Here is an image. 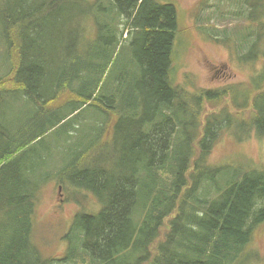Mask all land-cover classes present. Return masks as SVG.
<instances>
[{"label": "trees", "instance_id": "1", "mask_svg": "<svg viewBox=\"0 0 264 264\" xmlns=\"http://www.w3.org/2000/svg\"><path fill=\"white\" fill-rule=\"evenodd\" d=\"M0 24V264H44L33 219L53 179L89 187L101 199L98 214L76 215L73 224L89 261L76 253L70 260L244 264L255 253L262 261L251 246L264 224V168L252 160L239 167L209 162L206 141L218 134L214 113L201 126L203 101L220 105L231 92L201 98L176 81L175 3L0 0ZM251 98L252 131L263 136L264 91ZM232 103L238 104L234 95ZM23 107L24 117L14 119ZM89 110L98 125L95 141L102 142L105 128L119 139L107 160L109 183L99 167H86L87 151L73 141L76 122ZM60 134L64 153L46 146ZM94 144L89 153L105 148ZM53 152L62 156L57 172L47 164ZM75 174L72 182L67 175Z\"/></svg>", "mask_w": 264, "mask_h": 264}, {"label": "rangeland", "instance_id": "2", "mask_svg": "<svg viewBox=\"0 0 264 264\" xmlns=\"http://www.w3.org/2000/svg\"><path fill=\"white\" fill-rule=\"evenodd\" d=\"M161 1L175 3L178 9L179 33L175 39L178 84L183 83L187 91L201 98L207 96V91L227 89L231 92L225 95L220 105L203 101L204 113H202L201 126L205 125L207 114L214 113L216 115H213L210 120L211 123L214 122L215 131L218 134L206 141L210 155H208L209 162L224 164L226 167H239L252 160L264 168V135L259 136L252 131L255 114L249 106L252 102L251 92L264 91V82H262L264 78V5L258 0H249L250 5L242 0ZM51 16L53 23L60 22L58 13H53ZM253 16L259 18L258 21L250 22ZM0 31H2L1 24ZM90 32L91 35L94 34L91 27ZM4 62L5 56L3 52H0V64ZM213 62L220 65L219 70L213 67ZM222 65L226 66V69ZM226 73L229 77L223 78V74ZM235 73L236 76H234ZM261 82L263 88L257 90L256 87ZM233 95L238 103L236 106L232 103ZM183 97L182 102H187L188 100ZM261 100L264 102L263 99ZM92 112L93 110L87 111L80 123L76 122L77 129L73 141L81 150L87 151L86 167L90 169L99 167L104 171L103 176L109 183L112 181L110 178L112 168L107 165V160L111 154L116 153L115 147L119 145V139H115V136L110 137L108 128H105L106 133L102 142L95 141L98 125L97 120L91 116ZM25 113L23 107L16 110L13 118L20 120ZM63 142L64 136L60 134L50 139L46 146L53 151L64 153L61 146ZM92 143H95L97 148L104 147L99 146L103 144L105 148L89 153ZM195 153L197 155L198 151L196 150ZM47 164L54 168L55 172L59 171L63 168L62 156L57 152L51 153ZM43 168L46 170L45 164ZM67 177L72 182L78 181L76 174V178L68 175ZM60 185L62 187L59 191ZM42 192L45 199H42L38 205V216L33 219V230L34 242L40 250L44 264H81L80 258L71 259V263L66 262L72 253L82 254L86 261H89V258L80 252L82 250L76 245L79 230L72 225L76 215L81 216L87 212L98 214L102 206L97 199H101L93 189L84 185L71 184L67 180L63 183L53 179L43 186ZM15 213L16 210H13L8 216H13ZM171 219L173 218L169 217L166 222ZM256 229V235L261 236L255 239L251 249L260 252L262 261L257 263L256 254L250 252L253 254L244 264H264V224ZM166 231L171 229L167 228ZM162 242L164 240L160 243ZM73 245H76L79 251L72 252Z\"/></svg>", "mask_w": 264, "mask_h": 264}, {"label": "flooded vegetation", "instance_id": "3", "mask_svg": "<svg viewBox=\"0 0 264 264\" xmlns=\"http://www.w3.org/2000/svg\"><path fill=\"white\" fill-rule=\"evenodd\" d=\"M213 67L214 68H216L217 70H219V68H220V65H218V64H215L214 62H213ZM223 67V66H222ZM227 77H229V75L228 74H223V78H227Z\"/></svg>", "mask_w": 264, "mask_h": 264}]
</instances>
